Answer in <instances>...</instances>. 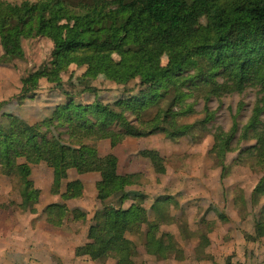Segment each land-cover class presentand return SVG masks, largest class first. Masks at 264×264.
<instances>
[{
	"label": "trees",
	"instance_id": "trees-1",
	"mask_svg": "<svg viewBox=\"0 0 264 264\" xmlns=\"http://www.w3.org/2000/svg\"><path fill=\"white\" fill-rule=\"evenodd\" d=\"M37 38L52 43L49 61L21 78L20 84L39 90L44 81L66 98L54 105L49 117L33 125L9 112L12 100L0 102V174L17 179V207L30 214L37 213L40 198L30 178L32 166L57 169L62 179L71 170L99 175V209L91 218L85 244L74 250L75 257L137 264L138 248L128 235L141 236L145 253L160 261L180 250L172 234L160 231L161 224L175 223L158 217L168 197L151 205L157 219L145 229V195L131 189L141 175L120 174L117 157L101 156L99 142L108 141L112 149L126 139L153 135L176 142L214 119L209 110L214 98L255 88L258 96L247 123L239 129L234 122L228 132L216 128L211 154L223 177L226 156L239 134V141L253 142L241 147L240 154L264 164V0H0V66L23 60L22 42ZM72 65L84 70L77 86L82 88L80 95L94 96L92 103L75 102L65 91L62 75ZM102 75L118 86L132 87L104 103L91 84ZM69 85L77 87L71 77ZM189 99L204 102V118L193 124L181 122L195 113ZM138 154L156 174L166 173L157 151ZM83 190L79 179L67 182L62 202L47 205L41 220L53 229L63 228L68 218L86 222L84 210L66 204L81 198ZM261 198L264 175L246 204ZM263 238L264 206L253 234L244 236L252 243ZM208 244L206 237L200 238L199 246Z\"/></svg>",
	"mask_w": 264,
	"mask_h": 264
},
{
	"label": "rangeland",
	"instance_id": "rangeland-1",
	"mask_svg": "<svg viewBox=\"0 0 264 264\" xmlns=\"http://www.w3.org/2000/svg\"><path fill=\"white\" fill-rule=\"evenodd\" d=\"M20 1L9 0L11 3ZM22 47L23 60L10 66H0V102L12 100L9 112L33 125L49 117L54 105L63 102L66 97L44 81L40 83L39 90L34 85L21 86V78L49 61L53 45L45 38H37L24 40ZM162 63H167L166 57L162 58ZM83 71L70 66L62 75L64 89L73 96V101L92 103V94H79L82 88L77 85ZM70 77L77 86L74 89L70 88ZM91 84L99 90L97 97L104 103L113 102L132 87L118 86L105 75ZM31 92L36 93L31 99L17 100L20 95ZM257 93V89L247 88L241 94L214 98L209 103L214 119L206 124L205 129L197 128L194 133L176 142L163 135H153L126 139L113 149L108 141L98 143L101 156L113 153L117 157L120 174L141 175L131 189L145 195L142 204L148 220L145 229L156 223L157 216L152 212L151 205L159 197H168L167 206L159 211L158 217L165 221L173 219L175 223L161 224L160 231L172 234L180 250L160 261L145 253L141 236L128 235L138 248L137 264L264 263V238L256 243L244 239L245 235L253 234L254 224L264 206V198L246 204L264 175V164L258 165L248 155L240 154L241 147L253 142L239 141V134L232 144L234 150L226 156L223 177L221 167L211 154L215 129L228 132L234 122L241 129L250 117ZM188 103L194 106L195 113L181 122L193 124L201 121L204 118V102L189 99ZM144 150L160 154L166 168L164 175L156 174L150 162L138 154ZM30 178L40 191L36 214L23 213L18 209L17 179L0 174V207H5L0 208V264H115L111 258L96 262L74 255L76 247L85 244L87 228L99 209L96 199L99 175H79L71 170L67 178L62 179L57 169L39 164L32 166ZM76 179L83 184V196L66 204L69 209L84 210L87 213L86 222L68 218L61 229L49 227L41 220L43 209L49 204L62 202L61 194L66 183ZM202 237L209 241L204 248L199 246Z\"/></svg>",
	"mask_w": 264,
	"mask_h": 264
}]
</instances>
